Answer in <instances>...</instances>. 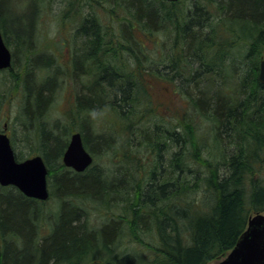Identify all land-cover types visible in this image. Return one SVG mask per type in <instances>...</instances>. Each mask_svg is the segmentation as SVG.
Masks as SVG:
<instances>
[{
  "label": "trees",
  "instance_id": "obj_1",
  "mask_svg": "<svg viewBox=\"0 0 264 264\" xmlns=\"http://www.w3.org/2000/svg\"><path fill=\"white\" fill-rule=\"evenodd\" d=\"M71 1L61 20L77 23V34L86 39L85 52L72 55V67L95 78L88 90L76 95L71 110V120L81 121L77 132L86 149L92 155L114 151L121 144L120 129L129 140L132 128L138 127L147 154L157 160L149 164L142 154L136 157L130 148H122L115 155L128 168L125 177H112L110 169L96 162L84 173L66 168L62 156L69 140L42 121L58 81L49 76L41 89H34L29 71L23 114L29 122L35 114L41 118V156L50 186L63 196L59 194L61 208L48 226L49 234L34 241L31 260L24 249L14 248L16 234L10 231L27 227L28 211L36 219L37 207L26 199L0 206L1 231L9 240L0 251V264L221 260L235 247L249 218L264 213V85L258 80L264 57V0H192L187 9L180 8L184 0ZM32 2L36 17L29 28L37 34L41 10L51 0ZM3 5L0 0V29L6 45L16 48L13 64L20 52L31 69L45 55L35 58L33 35L28 36L29 46L22 37L11 42ZM147 40L161 49L160 55L149 51ZM56 60L49 52L42 64L49 69ZM150 76L173 84L181 99V111L169 108L171 119L154 114L149 93L141 86ZM104 80L108 89L121 92L109 106L100 90ZM106 107L119 114L113 122L119 129L111 123L105 134H94L89 120ZM120 184L123 190L116 189ZM76 185L92 193H63ZM91 212L104 218L102 223L94 225ZM40 223L34 224L35 235Z\"/></svg>",
  "mask_w": 264,
  "mask_h": 264
},
{
  "label": "rangeland",
  "instance_id": "obj_2",
  "mask_svg": "<svg viewBox=\"0 0 264 264\" xmlns=\"http://www.w3.org/2000/svg\"><path fill=\"white\" fill-rule=\"evenodd\" d=\"M69 2L72 1L51 0L50 5L47 8H43L41 10L42 15L40 16V19L36 24L38 26V32L37 34H35V32H31L29 28L30 23L33 22L36 17V10L33 2L30 3V0H4L3 9L8 10L9 14L8 20L10 23L8 24V26L11 30V42H14L16 38L22 37L23 41L25 42V46H29L31 43L30 41H28V36L33 35L32 42L35 43L34 46L36 50V53H34L35 58L38 56V54L45 55V57L41 55L38 61H36L38 65L34 62V66L29 69V61L26 60V57L24 55H19L20 52H17L18 59L16 60V63L13 64L12 68L0 71V132L6 129V133L11 138L15 152L20 157V159H27L32 158L36 155H42L41 151L44 148L40 145V140L42 138L39 135V130H41L42 128L40 127L39 123L41 118L39 119L38 114H35L33 115L32 120L30 119L29 122L27 115L23 114V106L25 105V77L29 71H31L32 73V78L28 75V79L33 80L32 86L34 89H41L44 84V79L49 76L55 77L58 81L56 88L51 94L50 102L46 106L45 112L42 117V121L44 122L46 127L49 129H54V131L60 138L69 141L71 135L77 132L81 127V121L71 120V116L74 115L73 112L71 113V110L76 107L74 102L76 95L81 92H85V90H88V88H90V83L94 82L95 78H90L89 75L85 74V72L82 71V69L77 71V69L75 70L74 67H72V55L74 54L75 50H77V53L85 52L84 44L86 42V39L83 37L80 38L79 36L81 35L77 34V23H70L69 21L62 22L61 20L62 14L65 11L64 8H66ZM190 4H192V0H184L183 3L180 4V8L187 9ZM76 21L79 20L76 19ZM159 36L162 38V40L166 39L167 37L165 34L160 32ZM141 38L145 43L146 38L144 36ZM137 40L139 41V39ZM150 41L151 40H147L146 43L149 51L156 52L157 55H160L161 49H156V47L154 48V44ZM13 47L8 46L12 53ZM15 52L16 48L14 53ZM49 52L50 55L55 54L57 60L56 63L54 62V65L52 67L46 69L43 64ZM159 60L160 58L158 57V61ZM38 66H40V68H38ZM107 85L108 82L104 80L103 88H100V90L102 94H104L109 106L112 101H115L117 100V98L119 99L121 97V92L119 93L120 90L117 92V87H115V93V91L108 89ZM141 86L149 93V96L152 100V106L156 110L154 114L159 115L161 119H165V117L171 119L169 108H179L180 111L182 110L181 99L174 92L175 87L170 82H167L165 80L159 81L153 76H150L146 81H143V85ZM104 90L106 91V93H103ZM132 92H135L136 94V88L131 90L130 93L132 94ZM117 116H119L117 112H115L110 107H106L105 109L100 111L95 118L89 120V125L91 126L94 134H105V132L109 131V127L112 124L114 129L118 130L119 127L114 125L113 123ZM26 121H28V127L24 126V123ZM132 130L133 134L129 133L130 138L129 140H126L127 136L122 132V129H120L117 134L119 136V141L121 142V144L119 145V147L115 148L114 151H106L105 149H103L102 154L99 151L98 153L100 154H93L98 167L106 170L110 169L112 171V177H114V175H116V177H125L129 174L126 172L128 171L127 166L126 168H124V166L121 165L115 155V153H118L119 149L121 150L122 148H130V153H135L133 155L136 157L139 155V153L142 154L145 158H147V162L149 164H155L157 160V157H151L149 154H147L148 151L143 146V143H145V141L140 135L139 128L134 127L132 128ZM169 154L170 152L166 154V157H168ZM167 162L168 159L165 160V163H163L166 164ZM53 175H55V173H53ZM49 176L50 174L48 175V183L51 194L49 200L42 203L39 202V204L35 206L32 205L34 207H37V218L35 219L32 211L29 210L27 216L29 222L27 224V227L19 228V231H17V229L15 228L14 230L10 231V233L15 232L16 234V244H14V248L16 247L18 249V252L24 249L23 251L25 252L23 255L26 259L30 258L31 260L34 257V241H36V238L39 239L40 236H47L49 234L50 229L48 226L55 214H57L58 210L61 208V200L59 198V194L61 193L58 190V187L54 186L53 184H51L50 186ZM123 187L124 186L120 184L116 186V189L123 190ZM10 189L11 188L0 190L1 208L5 207V205L7 204H10V201L18 199L21 200L18 195ZM66 189L72 191H64L63 193H92V191L90 190L84 192L83 189H77V185L74 187V189L70 187H67ZM94 191L95 190H93V192ZM90 216V221L96 226L102 223L104 219L100 217L96 212H91ZM37 221H40L41 223L38 227V234L35 235L33 228L34 224ZM1 227L2 226L0 223V233L2 235L3 241L2 250L4 251V247L7 245L9 240L7 232H4L5 238L3 237ZM213 263L215 262H212L210 264Z\"/></svg>",
  "mask_w": 264,
  "mask_h": 264
},
{
  "label": "water",
  "instance_id": "obj_3",
  "mask_svg": "<svg viewBox=\"0 0 264 264\" xmlns=\"http://www.w3.org/2000/svg\"><path fill=\"white\" fill-rule=\"evenodd\" d=\"M11 65L12 53L6 46L0 29V70L8 69ZM258 79L264 85V57L260 63ZM5 131L6 129L0 133V185L15 186L29 198L48 200L50 196L48 168L43 158L36 156L18 162L11 140ZM62 160L66 167L77 173L85 172L93 164L94 158L85 149L81 133L72 134ZM90 264L106 263L95 261ZM213 264H264V213L253 214L235 247L222 260Z\"/></svg>",
  "mask_w": 264,
  "mask_h": 264
},
{
  "label": "flooded vegetation",
  "instance_id": "obj_4",
  "mask_svg": "<svg viewBox=\"0 0 264 264\" xmlns=\"http://www.w3.org/2000/svg\"><path fill=\"white\" fill-rule=\"evenodd\" d=\"M7 188H11L10 190L14 191L18 196H20L19 198L20 199H26L25 201H27L28 203H30L31 205H36V204H39V202L42 203V201H39V200H36V199H33V198H29L27 197L26 195H24L18 188L14 187V186H7V187H3L0 185V190H6ZM1 193V192H0ZM29 200V201H28ZM0 244H1V249L0 251H3L2 250V246H3V241H2V235L0 233Z\"/></svg>",
  "mask_w": 264,
  "mask_h": 264
},
{
  "label": "bare ground",
  "instance_id": "obj_5",
  "mask_svg": "<svg viewBox=\"0 0 264 264\" xmlns=\"http://www.w3.org/2000/svg\"><path fill=\"white\" fill-rule=\"evenodd\" d=\"M165 1H167V0H165ZM180 1H181V0L176 1V2H171V1H167V2H170V3H177V2H180ZM91 34H92V32L89 33V35H91ZM10 51H11V50H10ZM11 53H12V51H11ZM12 64H13V53H12ZM258 77H259V75H258ZM258 80H259V79H258ZM32 81H33L32 79H30V81H29V84H30L31 86H32ZM32 87H33V86H32ZM49 101H50V100H49ZM48 104H49V103H47V105H48ZM47 105H46V106H47ZM222 259H223V258H222ZM222 259H221V260H222ZM219 261H220V260H219Z\"/></svg>",
  "mask_w": 264,
  "mask_h": 264
}]
</instances>
